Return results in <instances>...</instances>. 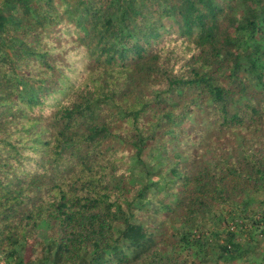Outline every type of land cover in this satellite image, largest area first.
Segmentation results:
<instances>
[{
  "label": "trees",
  "instance_id": "1",
  "mask_svg": "<svg viewBox=\"0 0 264 264\" xmlns=\"http://www.w3.org/2000/svg\"><path fill=\"white\" fill-rule=\"evenodd\" d=\"M0 264H264V0H0Z\"/></svg>",
  "mask_w": 264,
  "mask_h": 264
},
{
  "label": "rangeland",
  "instance_id": "2",
  "mask_svg": "<svg viewBox=\"0 0 264 264\" xmlns=\"http://www.w3.org/2000/svg\"><path fill=\"white\" fill-rule=\"evenodd\" d=\"M185 126H187L190 129L191 126H192L191 122L190 121H186L185 122ZM209 156H210V154H209ZM229 227H232V229H233L234 226L231 224V225H229ZM37 230H38V234L39 235H44L45 231H47V227H46V225L44 223H42V224L38 225Z\"/></svg>",
  "mask_w": 264,
  "mask_h": 264
}]
</instances>
